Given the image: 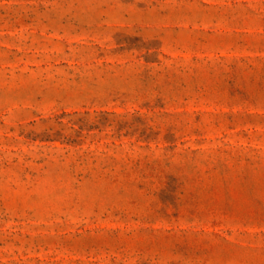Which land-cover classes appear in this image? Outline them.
I'll use <instances>...</instances> for the list:
<instances>
[{
	"label": "rangeland",
	"instance_id": "obj_1",
	"mask_svg": "<svg viewBox=\"0 0 264 264\" xmlns=\"http://www.w3.org/2000/svg\"><path fill=\"white\" fill-rule=\"evenodd\" d=\"M0 264H264V0H0Z\"/></svg>",
	"mask_w": 264,
	"mask_h": 264
}]
</instances>
